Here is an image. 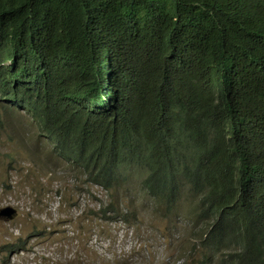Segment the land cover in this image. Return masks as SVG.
I'll return each mask as SVG.
<instances>
[{"label": "trees", "instance_id": "trees-1", "mask_svg": "<svg viewBox=\"0 0 264 264\" xmlns=\"http://www.w3.org/2000/svg\"><path fill=\"white\" fill-rule=\"evenodd\" d=\"M0 100L102 216L138 181L167 217L191 204L218 257L193 264H264V0H0Z\"/></svg>", "mask_w": 264, "mask_h": 264}, {"label": "rangeland", "instance_id": "rangeland-1", "mask_svg": "<svg viewBox=\"0 0 264 264\" xmlns=\"http://www.w3.org/2000/svg\"><path fill=\"white\" fill-rule=\"evenodd\" d=\"M0 114V208L16 209L10 219L0 216V264H193L207 252L217 260L191 233L197 226L185 212L189 202L170 219L138 181L128 182V200L118 203L127 218L102 216L109 192L35 151L28 117ZM37 145L49 151L45 142Z\"/></svg>", "mask_w": 264, "mask_h": 264}, {"label": "clouds", "instance_id": "clouds-1", "mask_svg": "<svg viewBox=\"0 0 264 264\" xmlns=\"http://www.w3.org/2000/svg\"><path fill=\"white\" fill-rule=\"evenodd\" d=\"M0 102L1 103H5L6 104V106H4V107H0V108H2V109H4V111H6V112H18V113H22L23 115H25L26 117H28V121H29V123H32V120H30V117L28 116V114L25 112V110L24 109H22V108H18V107H16L14 104H12V103H9V102H3V100H0ZM8 110V111H7ZM33 128V127H32ZM39 142H41V143H43L44 141H39ZM34 145H36V144H34ZM41 148L43 149L42 151L44 152V154L46 153V156H49L48 155V149H44V147L43 146H41ZM36 151V150H35ZM56 160H59V159H57V158H55ZM60 161H62V160H60ZM64 162V161H63ZM94 184V183H93ZM97 186H99L100 187V185H98V184H96ZM102 188V187H101ZM103 189V188H102ZM104 190V189H103ZM6 206H8V207H11L13 210H14V212L11 214V217H7L6 215H3V214H0V216L2 217H5L6 219H10V218H12V216L14 215V214H16V209L13 207V206H11V205H5V206H3V207H1L0 208V210L2 209V208H4V207H6ZM170 219H172V218H174V217H169ZM192 223V222H191Z\"/></svg>", "mask_w": 264, "mask_h": 264}, {"label": "water", "instance_id": "water-1", "mask_svg": "<svg viewBox=\"0 0 264 264\" xmlns=\"http://www.w3.org/2000/svg\"><path fill=\"white\" fill-rule=\"evenodd\" d=\"M14 212V210L11 207H4L0 210V214L6 215L7 217H11V214Z\"/></svg>", "mask_w": 264, "mask_h": 264}]
</instances>
